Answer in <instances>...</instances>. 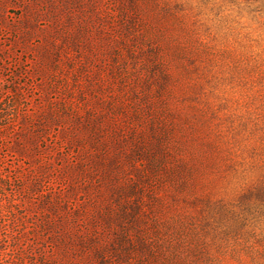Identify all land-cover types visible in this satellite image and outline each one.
<instances>
[{"label": "rangeland", "instance_id": "obj_1", "mask_svg": "<svg viewBox=\"0 0 264 264\" xmlns=\"http://www.w3.org/2000/svg\"><path fill=\"white\" fill-rule=\"evenodd\" d=\"M22 70L31 106L47 88L97 108L38 141L62 197L32 196L35 226L61 224L37 253L264 264V0H0V88Z\"/></svg>", "mask_w": 264, "mask_h": 264}, {"label": "trees", "instance_id": "obj_2", "mask_svg": "<svg viewBox=\"0 0 264 264\" xmlns=\"http://www.w3.org/2000/svg\"><path fill=\"white\" fill-rule=\"evenodd\" d=\"M24 75L28 73L23 70L19 75L14 74L6 79L9 86L0 88V145L7 140L6 132L21 137L20 141L6 145L8 153L0 157V264H58L44 247L37 253L36 241L38 236L45 238L51 228H55V237L61 238L59 214H56V220L45 215L39 227L31 222L34 217L30 214L33 194L39 197L45 194V203L51 210L61 207L62 197L53 185L46 186L45 172L49 173L51 167L43 156L46 151L38 141L47 140L51 126L60 129L71 126L73 132H81L83 112L88 121L95 122L97 108L85 102L82 105L86 109L83 110L74 96L75 92L69 91L59 101H51L47 88H42L47 104L31 106L27 102L33 89L18 83V78ZM96 131L104 133L105 123L96 127ZM74 135L77 136L76 133ZM6 157L16 161L12 163L15 167L6 165ZM31 161L39 162L37 169ZM32 232L35 235L31 236Z\"/></svg>", "mask_w": 264, "mask_h": 264}]
</instances>
